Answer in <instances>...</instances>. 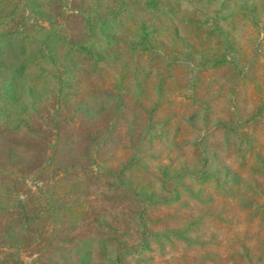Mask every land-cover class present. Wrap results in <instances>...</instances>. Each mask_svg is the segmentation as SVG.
Segmentation results:
<instances>
[{
  "label": "rangeland",
  "instance_id": "rangeland-1",
  "mask_svg": "<svg viewBox=\"0 0 264 264\" xmlns=\"http://www.w3.org/2000/svg\"><path fill=\"white\" fill-rule=\"evenodd\" d=\"M0 264H264V0H0Z\"/></svg>",
  "mask_w": 264,
  "mask_h": 264
}]
</instances>
